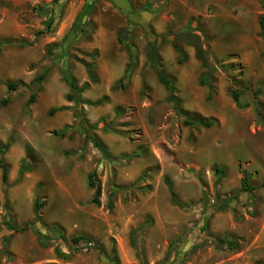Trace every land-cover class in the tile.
Here are the masks:
<instances>
[{"label": "rangeland", "instance_id": "rangeland-1", "mask_svg": "<svg viewBox=\"0 0 264 264\" xmlns=\"http://www.w3.org/2000/svg\"><path fill=\"white\" fill-rule=\"evenodd\" d=\"M262 15L264 0H0V264H264ZM187 25L203 59L180 40L179 63L173 35L159 53L181 109L210 127L183 124L148 63L155 35Z\"/></svg>", "mask_w": 264, "mask_h": 264}, {"label": "trees", "instance_id": "trees-1", "mask_svg": "<svg viewBox=\"0 0 264 264\" xmlns=\"http://www.w3.org/2000/svg\"><path fill=\"white\" fill-rule=\"evenodd\" d=\"M35 9L40 10L41 13L44 12L42 7H36ZM50 23L51 22H48V24H47L48 28L51 25ZM259 25L263 31L261 34L263 37V44H264V15L260 16ZM194 31L195 30L190 25H187L184 29L177 31V32L168 31L167 33H164V34L155 35L154 39L149 41L147 44V58H148V63L150 65V67L154 70V72L158 78L159 83L162 84L168 90L169 100L172 101L176 105V110L181 115L184 116L183 124L186 126L210 127L212 125L211 120L205 119V118L199 117V116H190L186 111L181 109V107L179 106V100H178L177 96L175 95V87L173 86V82L167 77V75L163 69L162 58H161L160 53H159L161 44H163L164 42L167 41V37L169 35H173L174 39L172 41V44L178 53V62L179 63H182L183 56H184V51L182 50V48L178 44V42L180 40H186L191 46H193L195 48L196 55L198 56V58L203 59V55H204L205 50L203 48L200 36L198 34H196ZM119 41L122 42V39L119 38ZM49 53H51V49H49ZM136 62H137V57L133 56L132 64H135ZM85 66L88 70V74H89L90 78L94 79L95 75L93 72V66L91 64H85ZM65 80L67 81V83L70 87V90H71V93L68 94L66 97L67 100L68 101H74L77 105H80L83 102L81 99V96H80L81 91H82L81 88L78 87L75 79L71 75L67 74L65 76ZM202 83H203V81H202ZM7 86L9 89L15 88V85L12 83H8ZM259 93H262L261 89L256 91V94H259ZM230 94H231L233 100L237 104H239L240 95H241L240 90L232 87V88H230ZM6 102H7L6 100H2L3 104ZM256 110L258 112V115L261 116L262 113H261L258 106H256ZM76 116L79 117V121H80L79 124H80L81 129L84 132H86L89 125L83 116V112H82L81 108H79V110L76 112ZM261 119L264 120V118H261ZM61 134H64V132H61ZM92 139H93L95 146L97 148H99L103 153H105L103 145L97 140V138L93 137ZM1 152H3V151L1 150ZM0 167L2 168L1 180H2V185H3V191L5 192L7 189V182H8V165L4 162L2 157H0ZM215 171L218 173L222 172V170H219L218 168H215ZM94 175H95L94 173L89 175V185L91 187L95 188V194H94L92 201L97 204V203H99L98 198L100 196L101 191H100V186L98 184H96L95 180L93 179ZM241 187H242L243 191H251L253 189L252 187L249 186L247 176L242 177V186ZM40 206H41V204L36 201V209H35L36 215H37V211L39 210ZM6 225L9 229L14 230V231H25L27 229V226L20 227L17 224L6 223ZM53 229L56 233H60L58 228L55 227ZM46 237H47L46 235L41 237V244L42 245L47 244ZM47 239H48V237H47ZM8 240H9L8 238H5L4 244H7ZM71 242L73 243V245H76V246L79 245L80 243H84L86 248H97L102 253L104 252V249L100 244L94 242L91 238H89L85 235L74 236L71 238ZM4 247H6V246L4 245ZM54 251H55L57 257H59V258H66L68 256V252L61 246H56L54 248ZM110 261L113 262L114 264H120L119 260L116 257L110 258Z\"/></svg>", "mask_w": 264, "mask_h": 264}, {"label": "water", "instance_id": "water-1", "mask_svg": "<svg viewBox=\"0 0 264 264\" xmlns=\"http://www.w3.org/2000/svg\"><path fill=\"white\" fill-rule=\"evenodd\" d=\"M201 79H202V81L204 82V83H209V82H211V77L207 74V73H204L203 75H202V77H201Z\"/></svg>", "mask_w": 264, "mask_h": 264}, {"label": "crops", "instance_id": "crops-1", "mask_svg": "<svg viewBox=\"0 0 264 264\" xmlns=\"http://www.w3.org/2000/svg\"><path fill=\"white\" fill-rule=\"evenodd\" d=\"M173 29V28H172ZM162 33V32H161ZM160 48H161V46H160ZM125 66L123 67L122 66V69L120 70V75H119V77H122L123 76V74L125 73V69H126V64H124Z\"/></svg>", "mask_w": 264, "mask_h": 264}]
</instances>
